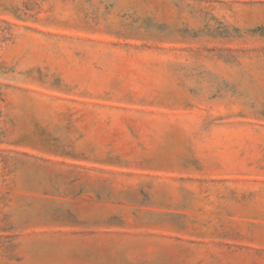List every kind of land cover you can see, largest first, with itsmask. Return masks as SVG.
I'll list each match as a JSON object with an SVG mask.
<instances>
[{
  "label": "rangeland",
  "instance_id": "obj_1",
  "mask_svg": "<svg viewBox=\"0 0 264 264\" xmlns=\"http://www.w3.org/2000/svg\"><path fill=\"white\" fill-rule=\"evenodd\" d=\"M0 264H264V0H0Z\"/></svg>",
  "mask_w": 264,
  "mask_h": 264
}]
</instances>
